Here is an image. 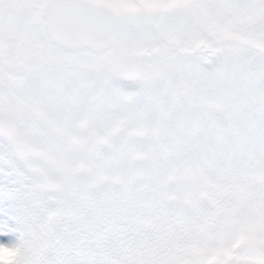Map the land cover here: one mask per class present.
<instances>
[{
    "label": "snow or ice",
    "instance_id": "1",
    "mask_svg": "<svg viewBox=\"0 0 264 264\" xmlns=\"http://www.w3.org/2000/svg\"><path fill=\"white\" fill-rule=\"evenodd\" d=\"M0 264H264V0H0Z\"/></svg>",
    "mask_w": 264,
    "mask_h": 264
}]
</instances>
